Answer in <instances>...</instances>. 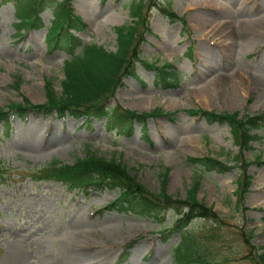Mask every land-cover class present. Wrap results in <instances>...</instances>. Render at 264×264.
<instances>
[{
	"label": "rangeland",
	"instance_id": "obj_1",
	"mask_svg": "<svg viewBox=\"0 0 264 264\" xmlns=\"http://www.w3.org/2000/svg\"><path fill=\"white\" fill-rule=\"evenodd\" d=\"M19 1L0 3V107L4 110L8 101H22V96L43 102L46 80L59 92L62 60L67 57L62 49L47 48L44 32L53 18L50 9L39 10L41 23L16 26ZM129 1L70 0L73 13L81 19L72 31L83 42L114 50L113 26L132 19ZM206 1L143 0L147 29L142 33L140 55L144 60L135 61L134 74L121 78L106 105L168 111V115L144 120L147 139L140 122H134L128 134L106 129L104 118L85 121L53 112L30 110L20 117L10 116L8 125L0 121L4 167L0 264H176L173 246L179 233L165 230L179 215L176 209L157 216L116 211L105 207L116 197V188L91 184L79 190L30 176L31 167H41L53 158L71 163L86 149L120 159L153 192L159 190L166 168L165 190L181 198L197 176V199L225 215L228 223L193 219L186 228L198 251L205 257L213 255L212 264H254L239 229L253 227L252 243L264 244V123L252 130L259 138L245 150L247 158L259 155L260 159L248 166L252 174L245 199L248 208L236 210L237 168L218 172L186 160L188 155H209L232 165L236 146L228 126L207 122L187 109L264 113V0H208L218 6ZM160 6L183 16L186 29L178 20L161 15ZM154 59L155 64L166 61L175 66V86L161 88L153 83L154 71L148 63Z\"/></svg>",
	"mask_w": 264,
	"mask_h": 264
},
{
	"label": "trees",
	"instance_id": "obj_2",
	"mask_svg": "<svg viewBox=\"0 0 264 264\" xmlns=\"http://www.w3.org/2000/svg\"><path fill=\"white\" fill-rule=\"evenodd\" d=\"M4 0H0V3ZM50 9L53 19L45 31L48 49L60 48L69 54L63 59V78L61 89L56 92L49 80L45 81V100L33 104L22 96V101H10L6 110L0 107V120L8 123L9 111L14 115H21L28 109L41 110L43 113L54 111L57 115L68 114L72 117L84 116L86 121L90 118L104 117V127L115 132L130 133L135 121L142 122L155 114H166L159 107L150 110L137 111L123 108L119 104L106 105V101L114 93L115 88L121 84V78L126 74H133L134 62L143 60L139 55V44L142 32L147 28V18L144 13L143 0H130L129 15L134 17L130 22L115 25L116 47L106 50L93 42L82 43L69 28L75 27L81 19L73 14L69 0H22L15 7L18 18L17 27L41 23L39 10ZM160 13L169 20H178L185 30L186 21L183 16L177 15L167 6L159 7ZM154 69L153 83L161 88L175 86L178 77L175 67L169 62L156 65L148 64ZM18 77L13 79V86L17 87ZM189 113H199L207 122L216 121L225 123L231 134L236 152L232 155V165L214 156H186L191 164H198L203 169H213L218 172L228 170L231 166L237 168L235 177V208L247 209L244 199L251 182L252 175L247 168L252 162H259V155L249 159L245 150L251 147L250 141L258 139L256 132L264 123V113H242L233 111H214L202 108H188ZM144 130V128H143ZM146 138V137H145ZM3 165L0 162V177L3 175ZM166 172L162 173L159 190L153 192L146 185L138 182L135 173L115 156L108 158L86 149L81 157L75 158L71 163H61L51 159L47 164L34 169L32 176L37 179L53 178L66 183L70 188L84 189L93 184L97 186L118 189L117 197L105 205L108 209L129 212L134 215L157 216L164 214L168 209L179 212L171 225L165 230L177 231L178 242L173 246V253L177 264H212L214 256L205 257L198 251L190 229L186 226L197 217L210 218L220 224H226L225 216L212 209L202 199H197L196 190L199 185L197 176L185 189L184 196L172 195L165 190ZM248 254L254 264H264V244L254 245L252 229H239ZM244 256V255H243ZM227 262V261H226ZM231 264V263H229Z\"/></svg>",
	"mask_w": 264,
	"mask_h": 264
},
{
	"label": "bare ground",
	"instance_id": "obj_3",
	"mask_svg": "<svg viewBox=\"0 0 264 264\" xmlns=\"http://www.w3.org/2000/svg\"><path fill=\"white\" fill-rule=\"evenodd\" d=\"M208 1V0H207ZM206 1V2H207ZM209 3V5H213V6H218L217 4H215L213 1H208ZM203 5H204V3H203ZM79 11H81L82 12V14H87V11L86 10H79ZM85 16H87V15H85ZM87 17H89V16H87ZM96 17V16H95ZM97 18V17H96ZM96 21V20H95ZM203 21V20H202ZM205 21V20H204ZM258 21V20H257ZM91 22H92V20H91ZM258 24V23H257ZM252 25H256V23H253ZM244 27V26H243ZM251 28V27H250ZM261 28V27H260ZM233 30V29H232ZM215 31H217V30H215ZM254 31H256V30H254ZM237 32V31H236ZM245 31H243V33H244ZM221 33V32H220ZM222 33H224V32H222ZM235 33V32H234ZM240 33V32H239ZM253 33V32H252ZM255 33H257V32H255ZM212 34V33H211ZM219 35V34H218ZM249 35V34H248ZM251 35V34H250ZM227 36V35H226ZM253 36V35H252ZM217 37V36H216ZM222 37V36H221ZM228 37V36H227ZM226 37V38H227ZM237 37V36H236ZM248 38V37H247ZM252 38V37H251ZM250 38V39H251ZM212 40H213V38H212ZM228 40V39H227ZM214 41H216V40H214ZM229 42V41H228ZM230 44V43H229ZM232 78V77H231ZM234 79V78H233ZM232 81V80H231ZM234 82V81H233ZM206 90V89H205ZM30 136V135H29ZM29 138V137H28Z\"/></svg>",
	"mask_w": 264,
	"mask_h": 264
}]
</instances>
